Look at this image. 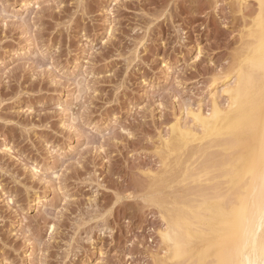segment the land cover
I'll list each match as a JSON object with an SVG mask.
<instances>
[{
    "label": "rangeland",
    "instance_id": "rangeland-1",
    "mask_svg": "<svg viewBox=\"0 0 264 264\" xmlns=\"http://www.w3.org/2000/svg\"><path fill=\"white\" fill-rule=\"evenodd\" d=\"M256 1L0 0V264H184L162 230L211 179L193 113L229 109Z\"/></svg>",
    "mask_w": 264,
    "mask_h": 264
},
{
    "label": "bare ground",
    "instance_id": "bare-ground-1",
    "mask_svg": "<svg viewBox=\"0 0 264 264\" xmlns=\"http://www.w3.org/2000/svg\"><path fill=\"white\" fill-rule=\"evenodd\" d=\"M258 2L255 41L245 55V68L239 69L237 79L233 76L236 85L226 89L229 109L223 110L213 98L208 114L193 113L192 120L213 138L214 151L201 165L203 175L211 179L197 191V200L168 213L167 228L162 230L173 256L184 264L193 258V264L200 263L203 252L212 249L216 251L215 260L211 259L217 264H264V0ZM213 92L216 97L218 91ZM182 133L185 140L195 136L192 129ZM208 219L217 221V226H208ZM206 235L217 238L206 242Z\"/></svg>",
    "mask_w": 264,
    "mask_h": 264
}]
</instances>
